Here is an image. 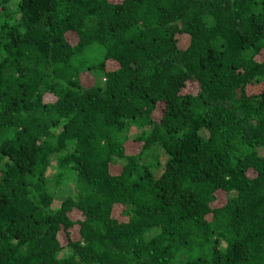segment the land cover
<instances>
[{"label":"trees","instance_id":"16d2710c","mask_svg":"<svg viewBox=\"0 0 264 264\" xmlns=\"http://www.w3.org/2000/svg\"><path fill=\"white\" fill-rule=\"evenodd\" d=\"M0 6V264H264V0Z\"/></svg>","mask_w":264,"mask_h":264},{"label":"rangeland","instance_id":"374dc122","mask_svg":"<svg viewBox=\"0 0 264 264\" xmlns=\"http://www.w3.org/2000/svg\"><path fill=\"white\" fill-rule=\"evenodd\" d=\"M0 9H1V6H0ZM10 10H13V7L10 8ZM70 38V40H73L74 39V35L73 34H69L68 35ZM84 85L86 87H91L94 85V83H96V80L93 76L91 75H87V77L84 78V81H83ZM188 90H190V87H188ZM156 118L158 119L159 118V114L157 113L156 114ZM133 134H137V132H133ZM133 145L131 143L128 144V147H132ZM162 159V163H164V161L166 160V156L165 155H162L161 157ZM152 160V157L151 155H147L146 159L144 160V162H150ZM56 162H53V164H55ZM57 170V169H56ZM55 169H51L50 170V173L54 174V172L56 171ZM119 168H113V172H119ZM155 174L157 177H159L162 173V168H160L158 171L154 170ZM50 190L51 192L53 193L54 197H55V202H54V206L55 207H59V205L61 204V202L63 201V198H66L68 195H71L73 193V190H69V187H66V186H63V187H56L54 185H51L50 187Z\"/></svg>","mask_w":264,"mask_h":264}]
</instances>
